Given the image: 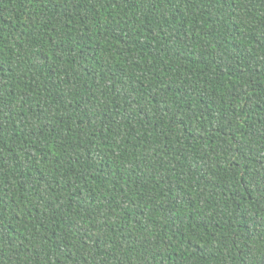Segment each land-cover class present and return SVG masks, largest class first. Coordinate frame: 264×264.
Instances as JSON below:
<instances>
[{
  "label": "trees",
  "instance_id": "trees-1",
  "mask_svg": "<svg viewBox=\"0 0 264 264\" xmlns=\"http://www.w3.org/2000/svg\"><path fill=\"white\" fill-rule=\"evenodd\" d=\"M0 264H264V0H0Z\"/></svg>",
  "mask_w": 264,
  "mask_h": 264
}]
</instances>
